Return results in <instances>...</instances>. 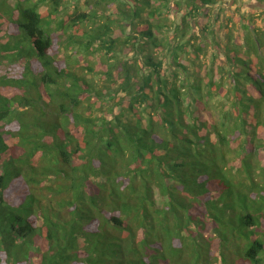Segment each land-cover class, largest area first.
Instances as JSON below:
<instances>
[{"label":"trees","instance_id":"1","mask_svg":"<svg viewBox=\"0 0 264 264\" xmlns=\"http://www.w3.org/2000/svg\"><path fill=\"white\" fill-rule=\"evenodd\" d=\"M7 1L0 33L21 34L12 61L54 113L1 127L0 264H264V8L236 7L221 39L220 0H114L119 35L109 21L75 39L93 15ZM23 93L8 87L0 123Z\"/></svg>","mask_w":264,"mask_h":264},{"label":"rangeland","instance_id":"2","mask_svg":"<svg viewBox=\"0 0 264 264\" xmlns=\"http://www.w3.org/2000/svg\"><path fill=\"white\" fill-rule=\"evenodd\" d=\"M263 0H220L215 6H214V16L217 18V27L215 35L219 38H225L227 34V30L225 29V26L220 23L225 21L227 17L233 14L234 9L236 7H240L241 13L245 16L248 17V15L251 12H258L259 10L264 8V5L261 3ZM9 1H3L0 0V22L4 23V19H6V16H4L3 9L4 5L8 4ZM166 2V1H165ZM168 7H173L171 1H167ZM50 1L45 0L42 2L39 6V11L44 12L49 8ZM117 3L114 0H66L65 3L62 6V12L60 14L61 18L65 19V17L72 16L74 13H80V12H86L91 15H93V19L90 20L89 23H85L84 25L81 26V28L78 30L77 34L71 33L73 38L75 39H80L83 33H88L90 34L94 29L97 27L111 21L112 26H113V32L116 35H119V30L117 26V22L121 20V16L118 14V12L115 10ZM159 6V5H158ZM161 6V5H160ZM167 12H170L169 15H164L162 20L159 21L160 24H162L165 29L164 35L158 36L162 40H167L173 35V30L174 26L179 24L180 18L183 14L182 11H176L175 9L168 10ZM17 20V19H16ZM223 20V21H222ZM122 21V20H121ZM258 26H261L262 29L264 30V23L258 22ZM129 31V28L127 29L126 32ZM242 31L238 30L236 34H241ZM232 34L235 35V32L232 31ZM54 39L58 42H61L60 35H62L61 32L55 34H52ZM18 39H13L9 38V36L6 34V32H1L0 33V108H3L4 105H6V101L4 97H6V92L9 91L12 92V87L13 88H18L22 90L24 95L29 101L30 104L28 106L23 107H17L14 105H11V108H19L18 110H22L20 112L21 114L17 115L15 113H12L9 118H7L6 121H3L0 123V133H1V127H4L5 124L17 121L18 119L20 120V123L25 127L24 131L27 132V126L28 124L30 125L31 122L29 121V116L31 114H37V109L41 108L42 110L44 109L48 118L51 116V113H54V106L50 104V106H45L41 101H38L39 99V94H43V91H39L38 85L34 84V79L32 75L30 74L29 68L25 70V65H27L26 61H12L17 57L18 50H23L27 49V46H25L23 43L20 44L18 41L19 39H22L21 34L18 35ZM198 38L201 40L202 43L206 44V51L205 55L203 56L206 59H203L201 57L202 61L206 62L207 59L209 58V53H211V47H209V41L212 40L209 37L208 39L202 35V33H198ZM66 42H64L65 44ZM211 46V45H210ZM62 47V46H61ZM126 53H130L129 50H124ZM63 49L60 50V54H63ZM75 55L77 53L73 52ZM72 53V54H73ZM73 54V55H74ZM98 57V56H97ZM122 57V56H121ZM189 58V57H188ZM80 59V58H79ZM91 64L90 66L93 67L95 70L94 74H90L86 76L87 79L93 78L94 81L100 82L101 79V74H99V71H102V66L99 62H97L96 56H90L87 58ZM185 62V61H184ZM16 64H18L16 66ZM16 73H23V79L20 78L19 75ZM16 77L17 79L20 78V82H16L13 80V78ZM13 83H19L21 85V88L19 87H14ZM39 111V110H38ZM23 116V117H22ZM44 116L42 113H40L39 119L41 120V117ZM45 120V119H43ZM14 126V125H13ZM2 134V139L5 142L6 145L9 147L12 145L11 140L9 137L3 133ZM38 158V157H37ZM38 160V159H37ZM36 160V163H37Z\"/></svg>","mask_w":264,"mask_h":264}]
</instances>
